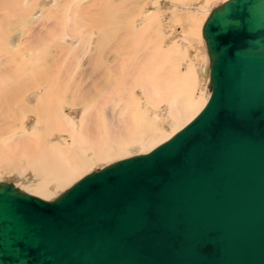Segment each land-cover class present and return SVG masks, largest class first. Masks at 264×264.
<instances>
[{
  "label": "water",
  "instance_id": "95a60500",
  "mask_svg": "<svg viewBox=\"0 0 264 264\" xmlns=\"http://www.w3.org/2000/svg\"><path fill=\"white\" fill-rule=\"evenodd\" d=\"M201 34L209 97L168 139L50 199L0 181V264H264V0Z\"/></svg>",
  "mask_w": 264,
  "mask_h": 264
},
{
  "label": "bare ground",
  "instance_id": "6f19581e",
  "mask_svg": "<svg viewBox=\"0 0 264 264\" xmlns=\"http://www.w3.org/2000/svg\"><path fill=\"white\" fill-rule=\"evenodd\" d=\"M145 1L42 0L39 9L32 1L35 7L20 10L17 0H0V12L7 13L0 15V174L33 176L39 182L25 189L48 199L93 162L124 155L128 145L148 150L160 135L176 132L201 110L205 99L195 93L206 90L209 97L200 81H209L201 31L207 62L196 69L179 51L160 47L163 29L156 14H147L136 27ZM168 1L172 22L183 23L190 36L197 35L195 16L206 17L214 6L207 8L208 0ZM182 10L198 12L187 17ZM18 33L12 53L9 43ZM175 39L190 45L184 33ZM133 88L142 92L144 109L131 121L137 102ZM114 103L122 111L106 113L107 122L98 111ZM77 108L82 111L75 118ZM29 117L34 123L21 125ZM68 135L66 143L62 137Z\"/></svg>",
  "mask_w": 264,
  "mask_h": 264
},
{
  "label": "rangeland",
  "instance_id": "374dc122",
  "mask_svg": "<svg viewBox=\"0 0 264 264\" xmlns=\"http://www.w3.org/2000/svg\"><path fill=\"white\" fill-rule=\"evenodd\" d=\"M6 1V0H5ZM18 1V3L19 4H21V8H20V10L22 9V8H27V7H29V5L28 4H31L30 6H34L35 7V5H32V3L33 4H37L36 5V7H35V9H39V8H41V4H40V2L42 1V0H26V1H24V0H17ZM33 1V2H32ZM34 1H36V3L34 2ZM191 1H194V0H188V2L190 3ZM222 1H224V0H208L207 1V3H206V7L207 8H210V6H212V5H216V4H218V3H221ZM24 2V3H23ZM32 2V3H31ZM200 1H195V2H193V3H195V4H198ZM3 2H0V6H1V4H2ZM170 2L168 1V0H146L145 1V3L144 4H142V6H141V8H140V15H139V17L141 18V19H138V20H136L135 21V25H136V27H137V25L138 24H140V22H144V20L145 19H147L148 18V16H147V14H149V13H154V14H156L155 15V17H156V21H157V23H158V25H160L161 26V28L163 29V31H161L162 32V37H161V42H160V47L162 48V49H164V51H168V50H171V51H173V52H175V53H177L178 51L180 52V54H181V56L183 55L184 57H186L187 56V58L186 59H188L189 60V58L190 59H192V62L194 63V67L197 69V68H199V66L201 65V64H204L205 62H207V57H206V55H205V53H204V50H203V47H202V43H201V36H200V31H201V27H202V23H203V20L206 18L205 16H202V15H197V16H195L196 15V13L198 12V11H194V10H189V11H184V10H182L183 11V13L188 17V15H189V13L191 14V15H194L196 18H197V21H198V26L196 27V30H197V35H195V36H190V35H187L186 33H185V31H186V28H185V25H183V23H181L180 22V24H178V22L177 21H175V22H172V17H171V15H170V13H169V10H168V8L170 7L168 4H169ZM25 5V6H24ZM172 7H173V9H174V11L175 12H177V11H179V9L180 8H178L176 5H173L172 4ZM33 10L34 12H36V10ZM153 10H155V11H153ZM33 12V13H34ZM44 12L45 11H43V14H44ZM4 13H6V12H4ZM4 13L1 11L0 12V15H4ZM7 14V13H6ZM5 14V15H6ZM30 15H33L32 14V11H31V13H30ZM186 16H184V17H186ZM53 18V17H52ZM173 19H176V16H175V14L173 13ZM53 19H51V21H52ZM163 21H166L167 23V25L166 26H163L162 25V23H163ZM177 24V25H176ZM36 30H38V27H36L35 28V32H36ZM182 33H184V35L185 36H188L189 37V43H190V45H186V42H185V40H183V42H180L181 40H179V41H177L176 39H175V36H177V35H179V34H182ZM21 36H22V34L21 33H18V35H16V36H14L13 35V38L10 40V43H9V46H11V51H13L12 53H14L16 50L15 49H17L18 48V39L20 40L21 39ZM10 37H12V36H10ZM16 37V38H15ZM14 38H15V40H14ZM13 40H14V44H13ZM164 40V41H163ZM204 43V42H203ZM13 47V48H12ZM19 59V58H18ZM205 65H206V63H205ZM180 67H182L183 69H184V65L182 66V65H180ZM201 78V77H200ZM200 81H202L203 82V86L204 87H207V84H206V80H205V78H202V79H200ZM205 91L206 90H204V93L202 92V90H200V91H197L196 93H195V96L198 98V97H200V95H201V97H202V99H205V102L207 101V98H206V93H205ZM200 92V93H199ZM208 89H207V94H208ZM35 93H37V92H35ZM131 94H132V96L135 98V100L137 101L136 103H135V106H134V108L129 112L130 114H132L131 115V121L133 120V119H136L135 118V113L136 112H142L143 111V109H144V102H143V97H142V92L139 90V89H135V88H133V90L131 91ZM203 95H204V97H203ZM31 96H33V94L31 95ZM208 96H209V94H208ZM201 107H203V100H202V102H201ZM163 106H165V105H163ZM111 109H106V112L104 111V113L102 112V111H98V113H99V116L100 117H102L104 120H106V113H108V114H111V113H118V112H120V111H122V108L118 105V104H115L114 103V105H113V107H110ZM72 111V109H69L68 111H66V114H67V112L68 113H70ZM81 109H75V114L77 115V114H80L81 113ZM74 112H73V115H74V117L75 118H77L78 117V115L76 116L75 114H74ZM196 115V114H195ZM194 115V116H195ZM193 116V117H194ZM192 117V118H193ZM191 118V119H192ZM190 119V120H191ZM114 120H116V118H114ZM189 120V121H190ZM107 121V120H106ZM188 121V122H189ZM31 122V123H30ZM108 122V121H107ZM187 122V123H188ZM32 123H34V119L32 118V117H29L25 122H24V124H21V125H27V126H31L32 125ZM186 123V124H187ZM185 124V125H186ZM184 125V126H185ZM20 129H23V128H21L20 127ZM181 129V128H180ZM178 131V130H177ZM175 132H171V133H165V134H162V135H160L159 137H158V140H157V142L153 145V147L152 148H154L155 146H157L158 144H160L161 142H163V141H165L166 139H168L170 136H172L173 134H174ZM70 134V133H69ZM62 139L63 140H65L66 141V143H68V142H70L71 141V139H70V135H68V136H66V137H62ZM67 139H68V141H67ZM128 148L126 149V153L124 154V155H120V156H116V155H113L112 157H111V159H109V160H107V161H101V162H99V163H94L93 162V166L92 167H90V169H88V170H86L84 173H82L79 177H78V179L79 178H81L84 174H86V173H88V172H90V171H92L93 169H95V168H101L103 165H106V164H108V163H110L111 161H114V160H117V159H120V158H123V157H128V156H130V155H134V154H140V153H145V152H147V151H149V150H151L152 148H150V149H148V150H143V149H140L139 147H136L134 144L133 145H128L127 146ZM88 158H91V155H90V153L88 154ZM78 179H76V180H78ZM1 180H11L12 182H14L17 186H19L21 189H23L24 191H26V192H28V193H30V194H33L32 192H30V191H28V190H26L25 188H27V185H30L31 183H33V184H35V183H38L39 182V180L38 179H36V178H34L33 176H31V178H30V176L29 177H27V178H25L24 176H22L21 174H18V173H3V174H0V181ZM75 180V181H76ZM75 181H73V182H75ZM72 182V183H73ZM71 183V184H72ZM71 184H69L67 187H69ZM66 187V188H67ZM65 189V188H64ZM63 189V190H64ZM63 190H61V191H63ZM61 191H59V192H61ZM59 192H57L56 194H54L52 197H49L48 199H50V198H53L54 196H56ZM34 195V194H33Z\"/></svg>",
  "mask_w": 264,
  "mask_h": 264
}]
</instances>
